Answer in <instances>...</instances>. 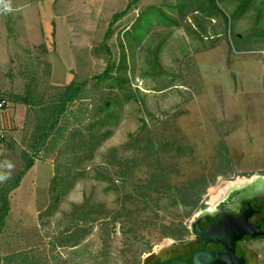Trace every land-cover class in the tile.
<instances>
[{"label":"rangeland","instance_id":"rangeland-1","mask_svg":"<svg viewBox=\"0 0 264 264\" xmlns=\"http://www.w3.org/2000/svg\"><path fill=\"white\" fill-rule=\"evenodd\" d=\"M241 1L217 0L226 22L206 13L205 0H6L0 174L21 170L24 151L35 163L10 194L2 255L34 250L46 264H140L187 237L226 182L264 172V0L247 9ZM150 6L157 11L143 23ZM127 7L108 50L105 33ZM110 63L116 68L101 81ZM71 82L87 90L35 154L42 107ZM115 97L123 105L118 123L87 151L81 132L98 118V104ZM155 177L163 184L146 188ZM84 212L89 219L79 222L90 228L82 242L62 245Z\"/></svg>","mask_w":264,"mask_h":264},{"label":"flooded vegetation","instance_id":"flooded-vegetation-1","mask_svg":"<svg viewBox=\"0 0 264 264\" xmlns=\"http://www.w3.org/2000/svg\"><path fill=\"white\" fill-rule=\"evenodd\" d=\"M258 174L227 191L224 181L219 197L193 218L187 237L167 241L140 264H264V172Z\"/></svg>","mask_w":264,"mask_h":264},{"label":"trees","instance_id":"trees-1","mask_svg":"<svg viewBox=\"0 0 264 264\" xmlns=\"http://www.w3.org/2000/svg\"><path fill=\"white\" fill-rule=\"evenodd\" d=\"M255 0H242L240 7L243 9L250 8L253 6ZM207 6L206 13H209L210 17L212 16H221L223 19L228 22L229 17L226 13L219 7L217 4V0H205L203 3ZM128 7L123 11L117 12L113 16V21L108 27L103 45L109 50L110 44L108 40L110 39L113 32V23L117 21L119 18L126 15L128 12ZM157 8L154 6H150L146 9V12L140 15V21L143 23H150L152 21L151 17L154 14V11ZM157 11V10H156ZM235 17V14L231 15V19ZM116 68L114 63H110L106 68L105 72L98 75V78L103 81L107 77H110L111 72ZM120 83H127V80L123 78L118 79ZM126 87L121 86V89H125ZM87 88L84 83L78 84L76 82H71L66 85L61 92L56 96V102L51 107H42L45 111V115L39 120L36 125L33 143L31 144L32 150L37 154L41 148L47 144L48 141L53 140L50 138L51 135L54 134L57 137L60 133V128H58L59 120L65 115L68 110L69 104L83 97ZM118 97L108 98L106 100L101 101L99 106V115L93 122L89 123L85 129L86 132H81V145L87 151L92 152L96 146L101 141L107 139L111 133V127L118 123L119 117L122 113V101H120ZM29 100L25 98V102ZM57 139V138H54ZM228 154V152H227ZM25 165L24 167L16 172L15 174L10 175L7 172H3L0 174V244H1V236L5 231L7 225V216L11 211V200L10 194L11 192L18 188L22 182L25 174L34 166L35 156L31 155L29 152L24 151ZM230 162V158L228 159ZM59 176V173L58 175ZM56 176V177H57ZM57 180V179H56ZM198 181V180H197ZM163 182L156 180V177L150 181L149 184H146L145 187L148 189H158V185H162ZM201 188H199L198 192H202L205 190V184H200ZM88 214L87 212L80 213L78 217V222L75 224V230L72 231L71 234H68L66 239L62 242V245H68L70 247L78 246L82 242V238L89 231L90 226L86 222H79L83 220H87ZM169 234V232H168ZM0 264H46V260L44 258H40L36 256L34 250H24L19 252H14L7 255H2L0 253Z\"/></svg>","mask_w":264,"mask_h":264},{"label":"bare ground","instance_id":"bare-ground-1","mask_svg":"<svg viewBox=\"0 0 264 264\" xmlns=\"http://www.w3.org/2000/svg\"><path fill=\"white\" fill-rule=\"evenodd\" d=\"M255 177L253 178H240L237 181H230V182H226L223 186V191H227L229 189H234V188H240L241 186H243L244 184L250 183L252 179H255ZM222 193V191H221ZM216 198H218L219 196H215Z\"/></svg>","mask_w":264,"mask_h":264},{"label":"built area","instance_id":"built-area-1","mask_svg":"<svg viewBox=\"0 0 264 264\" xmlns=\"http://www.w3.org/2000/svg\"><path fill=\"white\" fill-rule=\"evenodd\" d=\"M6 0H0V13L10 10ZM7 102L5 99L0 98V115L6 110Z\"/></svg>","mask_w":264,"mask_h":264},{"label":"crops","instance_id":"crops-1","mask_svg":"<svg viewBox=\"0 0 264 264\" xmlns=\"http://www.w3.org/2000/svg\"><path fill=\"white\" fill-rule=\"evenodd\" d=\"M70 28V27H69ZM71 29V28H70Z\"/></svg>","mask_w":264,"mask_h":264}]
</instances>
